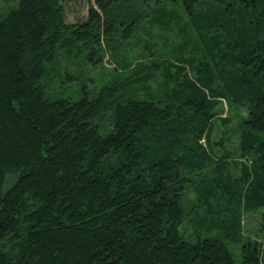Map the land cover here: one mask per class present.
I'll list each match as a JSON object with an SVG mask.
<instances>
[{"label":"trees","instance_id":"obj_1","mask_svg":"<svg viewBox=\"0 0 264 264\" xmlns=\"http://www.w3.org/2000/svg\"><path fill=\"white\" fill-rule=\"evenodd\" d=\"M86 9L69 22L64 0H0V264H234L224 240L243 264H264L216 184L188 208L208 211L217 194L222 238L191 242L178 230L211 150L231 158L226 135L211 140L214 120H230L224 100L239 155L251 158L233 159L247 184L242 208L264 207V0ZM59 48L87 51L93 67L107 49L111 80L93 98L54 97L46 64Z\"/></svg>","mask_w":264,"mask_h":264},{"label":"rangeland","instance_id":"obj_2","mask_svg":"<svg viewBox=\"0 0 264 264\" xmlns=\"http://www.w3.org/2000/svg\"><path fill=\"white\" fill-rule=\"evenodd\" d=\"M87 1L88 0H64V10L66 15V21L79 22L86 18L87 15ZM151 42H155L156 46L161 44L160 38L155 36L154 38H147ZM151 46V45H147ZM129 49V48H128ZM143 46H134L133 52H141ZM104 56L99 66L93 67L87 59V51L78 53L74 48L70 51L59 48L56 51V57L47 63V70L53 67L49 78L45 79V82H49L46 86L49 91H52L53 96L57 98L66 97L71 100H79L83 97V93L90 98L96 96L98 90L106 85L111 80L110 69L114 67V64L110 61L109 52L107 49L104 51ZM148 56V51H145L144 57ZM50 65V66H49ZM49 66V67H48ZM46 75H44V78ZM43 80V79H42ZM224 117L228 116L229 123L227 127L219 128V120H214L213 134L211 136L212 142L220 139L224 134L227 137L224 139L226 147L232 154L223 164L219 161L222 160L223 149L215 146L211 150V163L206 165L202 169V172L197 171L194 175L195 182L188 189L186 201V210L190 213L183 218L182 222L178 226V230L184 239L191 242L197 241L198 238H222L221 224L217 223L223 214L216 216L213 206L217 202V194L209 196L207 195V204L209 210L202 207H198L196 210L189 209V205L196 203V197L199 191L203 187H215L217 186L218 195L223 194V199L219 196L221 202L228 201L231 207H237L242 210L240 214V229L243 238H249L250 240H258L261 243V250L264 257V207L258 209L243 210L244 198L243 194L247 188V184L244 181V177L241 174V166L238 162H234L233 159L250 164V157H243L239 155L238 151V132L235 131L238 126L236 120L235 111L231 108H227V104L222 101ZM106 125V123H105ZM226 129V131H225ZM225 131V133H222ZM202 144L205 145V139ZM209 159H206L208 162ZM220 166V167H219ZM219 167V168H218ZM216 188V187H215ZM211 224H214L210 226ZM210 226V227H209ZM228 246L229 251L232 252L234 264H243L242 251L240 246L234 242H228L224 240Z\"/></svg>","mask_w":264,"mask_h":264}]
</instances>
